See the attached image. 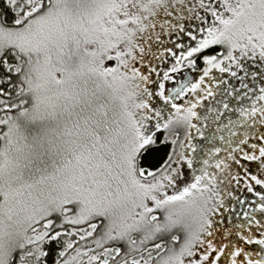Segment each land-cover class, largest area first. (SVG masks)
Listing matches in <instances>:
<instances>
[{"label": "snow or ice", "instance_id": "1", "mask_svg": "<svg viewBox=\"0 0 264 264\" xmlns=\"http://www.w3.org/2000/svg\"><path fill=\"white\" fill-rule=\"evenodd\" d=\"M0 264H264V0H0Z\"/></svg>", "mask_w": 264, "mask_h": 264}]
</instances>
